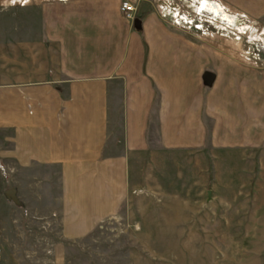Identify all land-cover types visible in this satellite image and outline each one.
Wrapping results in <instances>:
<instances>
[{
  "label": "crops",
  "instance_id": "0c3cea01",
  "mask_svg": "<svg viewBox=\"0 0 264 264\" xmlns=\"http://www.w3.org/2000/svg\"><path fill=\"white\" fill-rule=\"evenodd\" d=\"M121 1L0 0L5 154L24 168L58 167L63 238L118 212L128 151L145 150L150 129L165 149L202 147L208 127L215 147L264 145V69L176 25L154 0H131V21ZM206 71L214 73L209 86ZM117 110L125 150L112 154Z\"/></svg>",
  "mask_w": 264,
  "mask_h": 264
},
{
  "label": "rangeland",
  "instance_id": "374dc122",
  "mask_svg": "<svg viewBox=\"0 0 264 264\" xmlns=\"http://www.w3.org/2000/svg\"><path fill=\"white\" fill-rule=\"evenodd\" d=\"M154 2L176 25L264 69V0ZM7 134L0 130V264H264V145L215 147L208 127L202 147L165 149L150 129L148 147L128 151L118 212L63 238L58 167L19 166L5 154ZM109 146L125 150L119 110ZM12 187L20 204L5 196Z\"/></svg>",
  "mask_w": 264,
  "mask_h": 264
},
{
  "label": "water",
  "instance_id": "95a60500",
  "mask_svg": "<svg viewBox=\"0 0 264 264\" xmlns=\"http://www.w3.org/2000/svg\"><path fill=\"white\" fill-rule=\"evenodd\" d=\"M134 25L136 28L139 27L140 25V20L139 19H135L134 20ZM204 79L206 81H212L214 79V73L211 71H206L204 73ZM5 196L10 199L11 201H13L15 204H20V200L18 199L17 195H16V189L15 188H9L5 191Z\"/></svg>",
  "mask_w": 264,
  "mask_h": 264
},
{
  "label": "built area",
  "instance_id": "2783aa9c",
  "mask_svg": "<svg viewBox=\"0 0 264 264\" xmlns=\"http://www.w3.org/2000/svg\"><path fill=\"white\" fill-rule=\"evenodd\" d=\"M136 8V4L129 0H122L119 4V10L127 20H133Z\"/></svg>",
  "mask_w": 264,
  "mask_h": 264
}]
</instances>
